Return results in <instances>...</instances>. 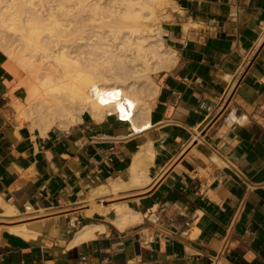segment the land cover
<instances>
[{"label": "crops", "instance_id": "1", "mask_svg": "<svg viewBox=\"0 0 264 264\" xmlns=\"http://www.w3.org/2000/svg\"><path fill=\"white\" fill-rule=\"evenodd\" d=\"M176 2L140 133L89 115L43 135L0 50V264H264V0Z\"/></svg>", "mask_w": 264, "mask_h": 264}, {"label": "bare ground", "instance_id": "2", "mask_svg": "<svg viewBox=\"0 0 264 264\" xmlns=\"http://www.w3.org/2000/svg\"><path fill=\"white\" fill-rule=\"evenodd\" d=\"M173 1L0 0V47L27 73L19 84L28 93L21 114L43 135L69 129L86 113L100 121L121 117L136 133L151 128L149 121L138 124L151 110L139 93L155 96L151 74L176 63L157 24V8ZM143 80L146 90L136 84ZM142 180L139 155L129 186ZM117 213L121 228L140 218L127 208ZM9 231L30 237L24 226Z\"/></svg>", "mask_w": 264, "mask_h": 264}, {"label": "rangeland", "instance_id": "3", "mask_svg": "<svg viewBox=\"0 0 264 264\" xmlns=\"http://www.w3.org/2000/svg\"><path fill=\"white\" fill-rule=\"evenodd\" d=\"M179 10L178 8V5H177V2L176 0H174L172 3H164L163 5L159 6L157 8V14H158V21H157V24L160 25L161 27V38H163V31H162V26L166 23H172L174 22L175 20V14L176 12ZM155 25L154 26L152 25V28L154 27L155 28ZM153 28V29H154ZM164 39V38H163ZM165 42V40H164ZM166 44V42H165ZM167 45V44H166ZM172 49V48H171ZM0 50L5 54L6 52L3 51V49L0 47ZM6 55V58H7V68L9 69V71L18 79L19 81V84L22 83L23 81H25V79H27V73L26 71H23L22 68H20V66H18L19 64L14 60L10 59L11 57H9L7 54ZM18 66V67H17ZM22 74V75H21ZM154 74V73H153ZM151 74V77L152 75ZM138 81V80H137ZM152 81V79H151ZM138 86L141 85L143 86V88L146 90L148 89V87H150L149 83L146 81V80H143V81H139L136 83ZM27 96H28V93H27ZM139 97L141 100L143 101H147V103H149V105L151 106L150 104V101L153 99L154 96H152L151 98H146L147 96L143 93H139ZM27 102V98L25 100V103ZM152 103V101H151ZM86 116H89L87 113L83 116L86 117ZM26 118V117H25ZM22 118V120H24L27 124L31 125L32 128H38L40 130V128L38 127L37 124H34L30 121V119L28 118ZM102 121V120H101ZM37 126V127H36ZM58 127V126H56ZM72 127V126H71ZM58 128H61V129H65V128H62V127H58ZM68 130V129H67ZM41 131V130H40ZM13 225V224H11Z\"/></svg>", "mask_w": 264, "mask_h": 264}, {"label": "water", "instance_id": "4", "mask_svg": "<svg viewBox=\"0 0 264 264\" xmlns=\"http://www.w3.org/2000/svg\"><path fill=\"white\" fill-rule=\"evenodd\" d=\"M3 237L6 238L13 247L25 248L27 244L19 237L9 232H4Z\"/></svg>", "mask_w": 264, "mask_h": 264}, {"label": "built area", "instance_id": "5", "mask_svg": "<svg viewBox=\"0 0 264 264\" xmlns=\"http://www.w3.org/2000/svg\"><path fill=\"white\" fill-rule=\"evenodd\" d=\"M117 120H118L119 122L126 123L124 120H122V118H121V117H119Z\"/></svg>", "mask_w": 264, "mask_h": 264}]
</instances>
